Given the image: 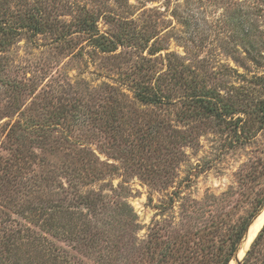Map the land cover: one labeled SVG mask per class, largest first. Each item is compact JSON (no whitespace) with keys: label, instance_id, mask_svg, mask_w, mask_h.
I'll use <instances>...</instances> for the list:
<instances>
[{"label":"rangeland","instance_id":"374dc122","mask_svg":"<svg viewBox=\"0 0 264 264\" xmlns=\"http://www.w3.org/2000/svg\"><path fill=\"white\" fill-rule=\"evenodd\" d=\"M52 3L58 20L75 21L83 10L102 32L123 23L151 38L144 49L103 53L79 31L63 43L24 32L0 50V154L15 106L25 117L46 119L57 106L66 116L48 118L44 144L31 134L30 156L0 171V243L9 244L0 247V264H128L149 239L171 240L173 227L246 214L264 193V0ZM141 63L154 75L174 66L194 71L237 112L220 124L183 122L182 87L171 89V103L141 104L131 88ZM112 112L120 127L111 132L103 118ZM79 148L94 165L72 186L62 164ZM80 194L96 205L88 208ZM81 229L91 240L82 241Z\"/></svg>","mask_w":264,"mask_h":264},{"label":"trees","instance_id":"16d2710c","mask_svg":"<svg viewBox=\"0 0 264 264\" xmlns=\"http://www.w3.org/2000/svg\"><path fill=\"white\" fill-rule=\"evenodd\" d=\"M51 1L0 0V50H3L5 45L13 43L14 38L24 32L28 33L30 37L38 34H51L54 41L63 43L68 41V36L73 32L79 31L86 34L90 44L103 53L112 52L121 45H133L144 49L151 38L136 32L134 28L122 25L123 23L118 24L119 31L117 32L109 34L102 32L97 26V19L83 10L80 11L75 21L58 20L52 17V8L55 5L50 4ZM157 50L159 49L149 48L148 54L152 55ZM144 61L151 62L153 60L149 57ZM169 69L171 71L169 70L165 74L154 75L153 71H149L151 68L148 65L144 63L135 65L131 85L135 99L144 105L171 103L170 99L174 97L171 95V89L182 87L184 93L179 95V99H184L182 104L187 110L181 114L183 122L210 119L214 120L216 124H220L222 121H228L226 117L237 112L233 103H225L222 100L230 99V97L222 95L215 86H207L202 77L194 71H187L177 68V66ZM56 108L57 110L51 112L48 118L55 116L64 120L66 118L64 110H58L63 107L57 106ZM73 108L75 115L78 105ZM14 110L18 113V117L10 123L6 133L7 145L4 146L6 154H0V171L4 174L12 169L17 158L23 157L24 159V157L30 156L27 144L31 141V134L40 136L43 140L42 144L49 136L47 131L50 120L47 117L46 119L45 117L39 119L25 117L24 111L19 106H15ZM115 115V112H112L110 116L103 118L105 130L108 129L111 132L119 130L120 121ZM88 116L91 118V115ZM108 120L112 122L108 124ZM239 121L240 117L235 120V123ZM33 130L38 131L33 132ZM177 132L179 131L174 130V133ZM109 137L114 138L115 135L110 134ZM58 140L71 143L72 139L61 135ZM125 141L126 139H124ZM90 155L91 152L79 148L72 156L69 155L71 161L63 162V172L72 186L77 184L76 181L83 175L86 176L90 169H93L94 164L91 163ZM79 196L83 198L82 203L86 204L88 208L92 209L96 205L95 200L88 194ZM263 201L264 193L246 214L240 215L235 220L228 213H223L195 230H181L173 227L171 240L149 239L142 247L138 248V260H132L128 264H228L249 220ZM49 226L52 228V224ZM81 230L85 234L82 236L84 239L82 241L91 240L90 237H86V229ZM263 233L264 224L251 243L241 264H264V250L261 247L256 248L260 245ZM0 247L1 250H6V248L9 249V244L0 243Z\"/></svg>","mask_w":264,"mask_h":264},{"label":"water","instance_id":"95a60500","mask_svg":"<svg viewBox=\"0 0 264 264\" xmlns=\"http://www.w3.org/2000/svg\"><path fill=\"white\" fill-rule=\"evenodd\" d=\"M264 210V201L263 203L261 204V206L258 208V210L255 212V214L251 217V219L249 220L246 228H245V231L243 232L237 246H236V249L235 251L233 252L228 264H230L231 262L235 261V264H239L241 259L243 258V256L245 255V253L247 252L249 246L251 245V243L253 242V240L255 239V237L257 236L258 232L261 230L262 226L260 227V229L257 231V233L255 234V236L253 237V239L251 240V242L249 243V245L247 246V248L245 249L243 255L239 257V254L240 252L245 248V245L247 243V240L250 236V234L253 232V226L255 224V221L257 220L258 216L261 214V212Z\"/></svg>","mask_w":264,"mask_h":264},{"label":"bare ground","instance_id":"6f19581e","mask_svg":"<svg viewBox=\"0 0 264 264\" xmlns=\"http://www.w3.org/2000/svg\"><path fill=\"white\" fill-rule=\"evenodd\" d=\"M263 217H264V210L261 212V214L258 216L257 220L255 221V224H254V226H253V228H252V229H253V232L250 234V236H249V238H248V240H247V243H246V245H245V248L240 252L238 258H240V257L243 255L245 249L247 248V246L249 245V243L251 242V240L253 239V237H254L255 234L257 233V231H258V229H259V225H260V223H261L262 220H263ZM230 264H235V261L231 262Z\"/></svg>","mask_w":264,"mask_h":264}]
</instances>
